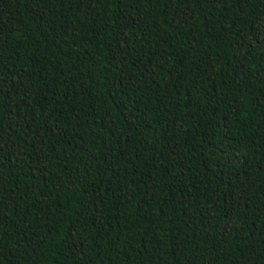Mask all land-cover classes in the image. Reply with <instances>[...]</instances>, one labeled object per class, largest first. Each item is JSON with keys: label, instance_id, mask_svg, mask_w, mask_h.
Returning <instances> with one entry per match:
<instances>
[{"label": "trees", "instance_id": "obj_1", "mask_svg": "<svg viewBox=\"0 0 264 264\" xmlns=\"http://www.w3.org/2000/svg\"><path fill=\"white\" fill-rule=\"evenodd\" d=\"M0 264H264V0H0Z\"/></svg>", "mask_w": 264, "mask_h": 264}]
</instances>
